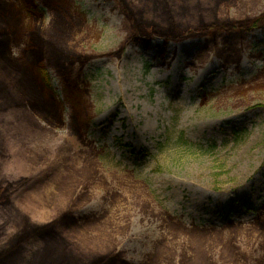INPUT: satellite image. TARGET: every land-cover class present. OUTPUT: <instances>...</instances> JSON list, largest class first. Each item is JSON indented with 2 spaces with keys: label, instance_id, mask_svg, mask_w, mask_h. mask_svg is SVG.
Returning <instances> with one entry per match:
<instances>
[{
  "label": "rangeland",
  "instance_id": "1",
  "mask_svg": "<svg viewBox=\"0 0 264 264\" xmlns=\"http://www.w3.org/2000/svg\"><path fill=\"white\" fill-rule=\"evenodd\" d=\"M36 1L43 17L25 26L46 44L61 103L34 102L49 92L25 73L17 0H0V29L16 43L0 61L13 94L0 108V247L26 219L69 211L77 226L64 238L79 262L118 253L126 264H264V26L240 25L264 0L217 13L214 0H192L205 21L234 25L168 44L135 38L134 13L166 22L158 0ZM170 4L183 14L182 0ZM192 13L176 17L191 31L203 22ZM60 52L87 58L68 83Z\"/></svg>",
  "mask_w": 264,
  "mask_h": 264
},
{
  "label": "trees",
  "instance_id": "2",
  "mask_svg": "<svg viewBox=\"0 0 264 264\" xmlns=\"http://www.w3.org/2000/svg\"><path fill=\"white\" fill-rule=\"evenodd\" d=\"M191 1L192 0H182V4L180 5V8L183 11L182 14V12H178L172 8L170 0H158L155 5V11L159 13V18L163 16L162 21H166L167 23H161V21L156 23L147 20L146 22L145 20H142V18L145 17L144 13H134L132 16L135 18L136 23L139 24L138 28H136V32L140 33V35H136L135 38L139 40L145 37L148 39L159 37L164 40L165 44H168L169 41L180 42L194 36H214L220 31V29L230 30L234 25L225 24L223 27L220 24V21H205V9L203 8V4L198 2V4L195 5L191 4ZM229 1L230 0H214L210 9H212L214 13H217L218 8L227 4ZM16 4L18 7L19 25L17 29L14 30L13 35L18 36V34H20L18 39L20 41H24L26 36L30 38V41L26 43L27 47L24 48L23 55L21 56V59H26L30 62V65L25 67V73L27 74V72H29L33 75V81L35 84L39 87H43L45 89L43 91L47 93L49 92L43 98L35 94V96H33L35 98L34 102H40L43 104L49 95L52 100L57 101L58 105H60L61 102H59L57 98L50 75L45 68L46 65L44 58H46V44L33 33V30L25 26V23L29 18L43 17V11L40 10L36 0H17ZM193 9L198 10L200 15L199 21H203L200 26L194 29L195 31H191L190 27L188 28L185 25L179 24V21L176 20V17L179 15L185 17V15L191 14ZM240 25H242V27L246 26L247 31H253L263 27L264 13L259 17L248 19L245 23H240ZM7 35H9L7 30L0 29V61L8 60L9 57L13 55V48L16 45L15 41H6L8 40L6 39ZM85 59L87 58L70 57L61 52L59 53L57 61L59 63L56 62V64H59L61 68L59 71L65 77L64 79L68 80H66V83L69 82V67L74 66L76 63L84 65L86 62ZM61 61H63V63H60ZM147 68H149V66H147ZM33 71H35V73ZM7 90L8 87L6 83L0 79V108H3L4 105L13 101V94L7 93ZM22 93L24 92H19V96L22 95ZM26 182L27 180H20L17 184H12L11 188L15 187L14 185L22 187ZM76 226V221L69 211L62 213L50 222L42 223L40 225L38 223H32L26 219L23 227L14 234L12 242L5 247H0V264H126L122 256L118 253L105 256L100 255L91 258L86 262H79V260H77L79 258L75 255L76 250L73 249L72 246L69 245L68 240L64 238L65 233L74 230ZM33 241L38 242L40 246L36 252L33 253L31 258H28L26 248L27 245Z\"/></svg>",
  "mask_w": 264,
  "mask_h": 264
}]
</instances>
